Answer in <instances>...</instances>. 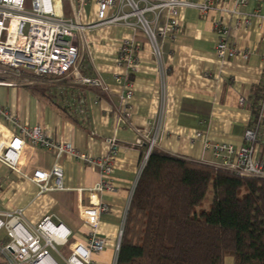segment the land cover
<instances>
[{"label": "crops", "instance_id": "obj_1", "mask_svg": "<svg viewBox=\"0 0 264 264\" xmlns=\"http://www.w3.org/2000/svg\"><path fill=\"white\" fill-rule=\"evenodd\" d=\"M210 1L213 9L208 15L196 9L183 12L177 36L157 35L158 59L135 19L100 26L97 0H86L83 7L52 0V10L74 27L76 68L62 78H25L28 82L23 77L0 78L13 84L0 86V145L20 137V127H41L53 141L72 146L92 161L91 165L63 156L62 184L73 193L71 203L40 194L30 180L0 161L2 210L22 211L33 228L51 217L63 225L70 233L63 254L56 255L63 264L78 245H87L94 229L82 221L80 208L93 204L108 212L96 228L106 248L92 262L117 263L120 235L152 142L154 152L208 167L218 163L207 145H245V132L264 102L255 105L257 91L264 87V0H249L242 8L232 0ZM119 5L109 12V19L130 14ZM147 19L155 22L153 14ZM167 23L163 13L157 25L164 28ZM222 30L233 57L221 59L215 50ZM125 42L133 46L134 72L120 59ZM84 79L101 86L84 87ZM129 92L133 95L127 99ZM110 157L112 173L107 175L103 164ZM54 165L53 154L38 150L32 171L49 173ZM105 183L114 194L97 191ZM7 242L6 234L0 243ZM0 264L8 263L0 258ZM225 264L234 261L226 259Z\"/></svg>", "mask_w": 264, "mask_h": 264}, {"label": "built area", "instance_id": "obj_2", "mask_svg": "<svg viewBox=\"0 0 264 264\" xmlns=\"http://www.w3.org/2000/svg\"><path fill=\"white\" fill-rule=\"evenodd\" d=\"M81 7L86 0H69ZM126 8L130 14H122L109 19L108 14L117 7ZM143 3V4H142ZM236 8L245 7L249 0H232ZM27 0H0V73L16 78L22 75H33L44 80L49 77L62 78L76 68L79 54L73 44V25L60 18L52 10V0H33L30 10H26ZM99 25H114L135 19L140 28L148 35L155 55L160 59L157 35L177 36L183 12L196 9L202 15H208L213 9L210 0H97ZM143 5V6H142ZM163 13L168 15V23L164 28L158 27ZM153 14L155 22L151 23L147 15ZM227 32H219V42L215 50L221 59L235 56L228 45ZM133 46L125 42L120 52V59L129 65L134 72L135 61L132 58ZM13 86L2 83L0 86ZM84 87H99L101 84L84 79ZM129 92L127 99L132 97ZM242 100V106L246 105ZM21 128L20 137H10L0 145V161L11 166L24 178L38 187L40 194L50 195L57 202H73V193L64 189L62 180L65 172L63 156L86 162L92 161L78 154L75 149L65 143L55 142L47 131L41 127ZM197 134V137H200ZM245 145L241 148L225 145H207L212 160L217 162L215 168L236 177L253 179L264 183V102L254 124L245 132ZM152 142L145 155L142 168L155 150ZM114 146V151H115ZM38 150L54 155L55 165L51 172L32 171ZM104 173H112V157L103 164ZM98 192L114 194V188L102 184ZM108 212L105 206L92 205L81 207L82 221L94 231L87 245H78L64 264H94L92 257L105 251L106 240L96 231L101 216ZM0 231L7 234L8 242L0 243V258L8 264H63L57 259L68 245L70 233L53 217L46 218L33 228L26 224L22 211L5 212L0 200ZM120 235V239L122 238ZM57 255V257H56Z\"/></svg>", "mask_w": 264, "mask_h": 264}, {"label": "trees", "instance_id": "obj_3", "mask_svg": "<svg viewBox=\"0 0 264 264\" xmlns=\"http://www.w3.org/2000/svg\"><path fill=\"white\" fill-rule=\"evenodd\" d=\"M257 93L256 107L264 87ZM209 194L210 210H199ZM226 259L264 264V183L153 152L131 200L116 264Z\"/></svg>", "mask_w": 264, "mask_h": 264}, {"label": "rangeland", "instance_id": "obj_4", "mask_svg": "<svg viewBox=\"0 0 264 264\" xmlns=\"http://www.w3.org/2000/svg\"><path fill=\"white\" fill-rule=\"evenodd\" d=\"M33 0H27V5H26V10H30V2ZM1 77H9V75L5 76L4 74L0 73V78ZM23 78H21V80H24L25 78H36L33 75H29V74H25L22 75ZM15 78V77H13ZM37 79V78H36ZM28 82V79H25ZM21 84V83H20ZM213 168H215V165L213 166ZM212 195L209 194L207 197V200L204 202V204L202 205V207L199 210H203V211H209L210 210V206L212 204ZM6 236V233L4 231H0V239H3Z\"/></svg>", "mask_w": 264, "mask_h": 264}]
</instances>
